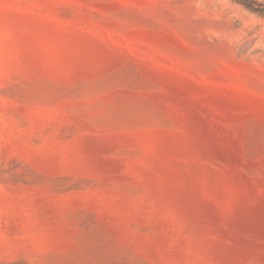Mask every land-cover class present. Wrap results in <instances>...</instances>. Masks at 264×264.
Listing matches in <instances>:
<instances>
[{"label": "rangeland", "instance_id": "rangeland-1", "mask_svg": "<svg viewBox=\"0 0 264 264\" xmlns=\"http://www.w3.org/2000/svg\"><path fill=\"white\" fill-rule=\"evenodd\" d=\"M0 264H264V0H0Z\"/></svg>", "mask_w": 264, "mask_h": 264}]
</instances>
